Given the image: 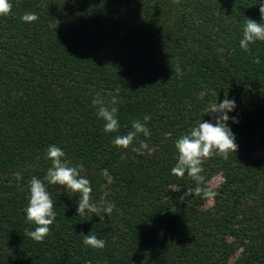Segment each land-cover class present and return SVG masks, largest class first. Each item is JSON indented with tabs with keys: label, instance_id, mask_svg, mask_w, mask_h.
<instances>
[{
	"label": "trees",
	"instance_id": "trees-1",
	"mask_svg": "<svg viewBox=\"0 0 264 264\" xmlns=\"http://www.w3.org/2000/svg\"><path fill=\"white\" fill-rule=\"evenodd\" d=\"M259 2L11 0L0 16V264H264V42L251 54L239 47L245 19L264 23ZM31 12L38 20L23 22ZM117 89L120 129L105 133L92 100ZM225 96L236 104L228 126L238 151L203 165L213 198L185 197L197 185L171 174L175 142L201 119L214 123L203 109ZM145 115L151 136L113 144ZM51 145L83 165L94 202L116 208L76 215L78 194L47 185L56 219L37 243L25 208ZM89 233L106 246H85Z\"/></svg>",
	"mask_w": 264,
	"mask_h": 264
},
{
	"label": "clouds",
	"instance_id": "clouds-1",
	"mask_svg": "<svg viewBox=\"0 0 264 264\" xmlns=\"http://www.w3.org/2000/svg\"><path fill=\"white\" fill-rule=\"evenodd\" d=\"M176 2L179 3V0ZM12 7L11 0H0V16H8L12 12ZM259 12L261 21H264V0L259 2ZM21 20L32 23L38 20V15L34 12L25 13ZM257 41L264 42V23L245 19L239 47L251 54L250 45ZM253 62L259 64L260 60L256 57ZM176 72L181 74L179 67L176 68ZM118 93L119 89L116 90V94L112 96L110 101H106L99 93L92 100L98 118L104 121L103 130L105 133H116L120 129L117 118L118 109L115 106L120 102ZM235 108V100L229 99L227 96L219 103L217 100L209 103L203 109V115L211 116L215 122L202 121L201 119L187 134L176 140L174 147L177 157L171 174L182 178L187 173L197 185L195 188L187 189L184 194L185 197L202 195L204 198H213L216 195L214 191L201 186L205 179L202 175L204 172L203 165L213 156L228 159L230 154H235L238 151L239 146L228 126L230 120L232 123H238L235 116H229V113L233 112ZM150 120V115H145L143 122L139 119L134 120L131 126L133 130L126 135L115 136L113 144L119 148L128 149L138 134H143L145 137L151 136V131L146 126ZM46 155L51 162L46 175L43 179L32 177L29 181V198L25 208V216L29 224L35 225V229L31 231L26 229L28 237L37 243H42L50 235V226L55 222L54 202L47 190V185H58L73 194H78L76 215L91 214L101 219L103 216H110L113 213L116 208L114 203L103 197L99 203L94 202L91 182L81 174L84 171L82 164L73 165L65 158V152L55 145L49 146ZM101 175L106 178L108 184L114 182L107 169H103ZM15 178L19 181L23 177L20 172H17ZM82 236L83 244L87 247L100 250L106 246V242L103 239H98L95 234L89 233Z\"/></svg>",
	"mask_w": 264,
	"mask_h": 264
},
{
	"label": "rangeland",
	"instance_id": "rangeland-1",
	"mask_svg": "<svg viewBox=\"0 0 264 264\" xmlns=\"http://www.w3.org/2000/svg\"><path fill=\"white\" fill-rule=\"evenodd\" d=\"M262 154V148L261 145L256 146L251 152L250 155L253 157L259 156ZM221 180L219 175H215L213 176L210 180H208L207 184L209 188H213L215 187L219 181ZM211 203V200L208 199L206 202V205H209Z\"/></svg>",
	"mask_w": 264,
	"mask_h": 264
}]
</instances>
